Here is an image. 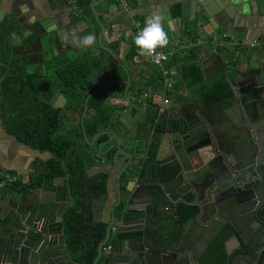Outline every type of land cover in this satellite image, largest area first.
I'll return each instance as SVG.
<instances>
[{
  "label": "water",
  "instance_id": "95a60500",
  "mask_svg": "<svg viewBox=\"0 0 264 264\" xmlns=\"http://www.w3.org/2000/svg\"><path fill=\"white\" fill-rule=\"evenodd\" d=\"M193 2L204 6L199 0L189 6ZM239 5L264 12V0H240ZM198 64L204 79L233 72L227 107L191 103L160 111L159 104L132 103L137 115L126 113L124 136L105 150L114 149L111 162L121 167L92 264L107 243L108 264H264V62L228 69L211 50ZM128 82L127 76L126 87ZM125 94L126 89L120 101ZM117 116L113 111L112 119ZM116 125L121 128L120 121ZM101 134L112 140L110 132ZM101 134L89 142L83 132L82 137L93 145ZM107 141L97 147L98 154ZM122 150L128 153L117 159ZM46 183L44 197L36 202L0 191V264H76L65 249L61 226L68 190ZM178 203L193 206L195 213L179 219ZM150 238L162 249L146 248ZM215 240L221 243L218 253Z\"/></svg>",
  "mask_w": 264,
  "mask_h": 264
},
{
  "label": "crops",
  "instance_id": "0c3cea01",
  "mask_svg": "<svg viewBox=\"0 0 264 264\" xmlns=\"http://www.w3.org/2000/svg\"><path fill=\"white\" fill-rule=\"evenodd\" d=\"M189 1L134 0L133 3H129V10L124 12L113 0H81L79 4L77 0H73L72 3H67V0H0V23L4 21L13 23L14 29L8 37L13 46H21L20 41L32 38L31 42L25 46V58L31 64L35 60L40 62L42 55L45 56V60L56 56L61 59L83 55H88L89 58H98L100 65L98 78L102 79L99 80L100 85L98 84L96 91L104 99V105L118 114L112 119V140L107 141L108 145H113L118 144L120 138L125 134L123 128L126 123L128 124L127 114L132 117L137 115L132 103L141 99L145 88L149 86L153 92L146 99V103L158 105L160 100L156 94L159 89L158 85L153 88L150 83L151 75L146 74L145 65L147 63L144 56H138L143 67L141 64H134L127 59L124 62L125 70L117 62V59L123 60L121 48H126L127 39L133 33L132 22L138 21L143 29L153 13L164 16V29L169 42L164 48L158 49L173 51L180 59L188 55L189 49V45L182 43L181 39L184 26L192 19H196L194 32L197 38L195 42H199V46L196 48L201 47L204 51L202 59L207 58L211 50H214L228 69L230 61L233 62V67L238 69L240 63L255 65L264 62V46L249 49L244 45L252 38L264 37V12H250L247 7H242L239 3H234L233 0H199L204 5L203 7H198L194 2L189 6ZM177 13H181L180 17H177ZM221 24L224 26L231 24L232 27L228 26V29L224 30L220 27ZM73 32L80 37L94 35V45L91 47L77 46V43L70 38ZM225 51H228V55L225 54ZM120 68L125 73L123 80H121ZM127 76L129 82L126 87ZM125 89L126 94L120 101L119 98L123 97ZM168 98L172 103L171 106L175 107L191 103L199 104L194 91L185 86L178 73L174 76L172 92ZM49 103L52 107L59 108L63 104L62 96L51 94ZM120 107H125V110L120 112ZM62 115L64 116L61 122L64 125L60 126V133L72 130L71 137H74L77 133L75 128L81 122L77 109L71 108ZM119 121L121 128L116 125ZM83 142L85 143L84 140ZM79 145L85 153L92 155V158L97 157L105 163L98 164L93 160L96 165L91 166L89 170L91 175L108 172L107 194L103 209L96 214L97 219L103 223L107 221L108 210L115 202L117 176L121 164L117 165L111 162L112 159L111 161L105 159L104 154H98L97 147L93 145L87 144V147L83 144ZM126 153H128L127 150H122L117 159ZM49 158V154L38 153L19 143L5 131L0 119L1 192L10 193L17 201L36 202L44 197L42 190L45 181H47L46 187L48 185L66 187L62 178L43 177L46 171L44 163ZM7 175L16 177L17 181L13 184L3 183L4 177ZM39 177H42L39 187L23 190L31 183H35ZM120 181H122V177ZM103 255H105L104 251L101 252L100 258Z\"/></svg>",
  "mask_w": 264,
  "mask_h": 264
},
{
  "label": "trees",
  "instance_id": "16d2710c",
  "mask_svg": "<svg viewBox=\"0 0 264 264\" xmlns=\"http://www.w3.org/2000/svg\"><path fill=\"white\" fill-rule=\"evenodd\" d=\"M77 2L79 4L81 0ZM128 2L133 3L134 0H128ZM179 11L181 12L180 9ZM180 14L177 13V17H180ZM196 23L197 20L192 19L185 24L182 32V43L189 45L188 55L183 59L174 55L168 66L176 67L179 77L186 87L194 91L202 106L220 104L226 107L227 100L231 97L230 80L233 72L228 71L224 75L219 74L204 79L198 64L202 59L201 47H191L197 38L194 32ZM12 28V22L0 23V119L5 131L19 143L38 153L45 152L50 155L44 163L46 171L43 177L62 178L70 199V203L61 214L65 249L76 264H92L96 249L104 239L106 228L97 219L96 214L100 212L105 201L108 172L91 175L89 170L96 163L92 155L85 153L79 144L87 146L82 140V132L89 142V139L97 134L112 131V112L104 105L102 98L95 93L100 85L99 80L102 79L98 78L99 60L89 58L88 55L74 56L63 58L61 63L50 68L56 82L49 95L59 93L64 98L65 109L75 108L81 113L83 101L89 95L84 117L75 128L76 135L71 137L72 130L61 134L62 112L50 105L49 97L47 99L43 97L46 79L40 75L31 74L29 67L22 59L23 55L14 53L7 42V35ZM131 34V37L127 39L126 48H121L123 60L117 59L125 70L124 62L127 59L138 64L135 60L139 56V50L134 44L133 33ZM30 40L32 38H27L25 42ZM60 59L58 57V61ZM229 64L233 67V62L230 61ZM145 69L146 74L151 75L150 83L154 88L157 85L154 71L151 72L146 65ZM120 72L121 80H123L125 73L121 68ZM106 141L107 136L101 134L95 139L93 146L98 147ZM108 144L102 147L100 153L104 154L105 159L111 161L114 149L105 151ZM41 179L42 177H39L35 183H31L23 190L39 187ZM178 208L182 219L195 213L193 206L179 204ZM107 257L103 255L97 264H108Z\"/></svg>",
  "mask_w": 264,
  "mask_h": 264
},
{
  "label": "built area",
  "instance_id": "2783aa9c",
  "mask_svg": "<svg viewBox=\"0 0 264 264\" xmlns=\"http://www.w3.org/2000/svg\"><path fill=\"white\" fill-rule=\"evenodd\" d=\"M67 3H72L73 0H67ZM115 4L119 6V9L127 12L130 8V4L128 0H113ZM131 28L133 30V36L137 35L139 31L142 30L141 24L138 21L132 22ZM245 47L249 49H253L256 47L264 46V37L262 38H252L248 42L244 43ZM199 46V42H195L192 47ZM175 55L173 51H162L157 49L156 54L148 57L144 56L145 62L147 65L153 69L154 76L157 82L159 89L156 91V94L159 97V106L163 109L169 106L170 101L168 95L172 92L173 88V78L177 74V70L175 66H168L170 59ZM152 89L148 86L145 88L141 95V100L146 101V99L152 94ZM17 181L16 177L13 176H5L3 183H15ZM104 254L107 255L108 248L103 250Z\"/></svg>",
  "mask_w": 264,
  "mask_h": 264
},
{
  "label": "flooded vegetation",
  "instance_id": "af4514ba",
  "mask_svg": "<svg viewBox=\"0 0 264 264\" xmlns=\"http://www.w3.org/2000/svg\"><path fill=\"white\" fill-rule=\"evenodd\" d=\"M13 29H14V26H13L11 32L7 35V38H6V39H7V42H8V43L11 45V47L13 48V52H14V53L23 55V56H22V59L25 61L26 65L29 67L28 70L30 71L31 74L40 75L42 78H45V79H46V82H47V83H46L45 88L43 89V97H44L45 99H47L48 97L51 96V95H49V92H50V90H53V86L55 85L54 82H56V80H55V78H54V74H53V72H52V69H50V68H51L52 66H54L55 64L61 63L62 59H60V60L58 61V57H59V56H56V57H54V58L49 57V59H46V60H45V56L42 55V56L40 57V59H41L40 62H39L38 60H35V62H33V64L29 63V62L27 61V59L25 58V57H26V55H25V52H26V51H25V46L27 45V43L31 42V40H30L29 42H25V40L27 39V38H26V39H23L22 41H20V42H21V46H18V45L13 46V45L9 42V40H8V37H9V35L12 33ZM260 38H262V37H260ZM38 62H39V63H38ZM51 76H53V78H51ZM47 89H48L49 91H47ZM54 94H56L57 96L60 95L59 93H54ZM60 96H61V95H60ZM56 98H57V97H56ZM62 99H63V104H61V106H60L58 109H60L61 112H66V111H68V110L64 108L65 101H64V98H63V97H62ZM169 101H170V99H169ZM83 102H84V101H83ZM171 104H172V103H171V101H170V104H169L168 107H170ZM50 105H51V104H50ZM168 107H166V108H168ZM108 108H109V107H108ZM166 108H163V109H162V108L159 106L160 111H162V110H164V109H166ZM82 109H83V104H82ZM109 109H110V108H109ZM110 110H111V109H110ZM85 111H86V110H85ZM111 112H113V111L111 110ZM78 113H79V112H78ZM81 113H82V111H81ZM81 113H79V115H80L79 118H81ZM63 114H64V113H63ZM84 114H85V113H84ZM63 116H64V115H63ZM83 117H84V115H83ZM83 117L80 119V121L83 119ZM157 123H158L159 125H162V121H159V120H158ZM111 132H112V131H111ZM111 132H110V133H111ZM178 205H179V203H178ZM178 205H177L178 218H179V219H182L181 216H180V211H179ZM191 216H192V215H191ZM262 240H264V238H263ZM254 243L256 244V246L259 245V240H256ZM144 246H145L146 248H151V249H153V248H156V249H162V246L156 244L154 238H150V239L145 240V241H144ZM107 248H108V253H107V256H108V254H110V251H111V249H110V244H109V243H107V246L105 245V246L103 247V250H106ZM213 250H214V252H217V253L219 252V250H221V243H220L219 240H215V241H214ZM208 252H212V250L209 249Z\"/></svg>",
  "mask_w": 264,
  "mask_h": 264
},
{
  "label": "clouds",
  "instance_id": "9594fccd",
  "mask_svg": "<svg viewBox=\"0 0 264 264\" xmlns=\"http://www.w3.org/2000/svg\"><path fill=\"white\" fill-rule=\"evenodd\" d=\"M234 3H239L240 0H233ZM165 17L153 13L147 20L145 26L137 33L134 38V44L139 50L140 56L151 57L156 54L158 48H164L168 44V35L164 29ZM77 43L79 47H91L95 43L94 35L77 36L75 32L70 37Z\"/></svg>",
  "mask_w": 264,
  "mask_h": 264
},
{
  "label": "rangeland",
  "instance_id": "374dc122",
  "mask_svg": "<svg viewBox=\"0 0 264 264\" xmlns=\"http://www.w3.org/2000/svg\"><path fill=\"white\" fill-rule=\"evenodd\" d=\"M135 61H137L139 64H141V67H143L142 66V62L141 61H139V58H137ZM147 65V64H146ZM148 66V65H147ZM149 67V66H148ZM150 68V67H149ZM152 71H153V69L152 68H150ZM143 73H144V71H143ZM174 79V78H173ZM64 112H62V114H63ZM64 124H63V122H61V127L63 126ZM85 144V143H84ZM87 147V146H86ZM97 163V162H96Z\"/></svg>",
  "mask_w": 264,
  "mask_h": 264
}]
</instances>
